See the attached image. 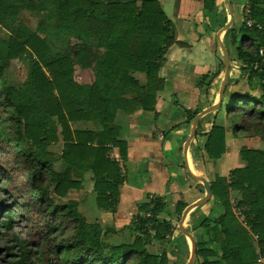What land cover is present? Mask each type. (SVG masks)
I'll list each match as a JSON object with an SVG mask.
<instances>
[{
	"label": "trees",
	"instance_id": "obj_1",
	"mask_svg": "<svg viewBox=\"0 0 264 264\" xmlns=\"http://www.w3.org/2000/svg\"><path fill=\"white\" fill-rule=\"evenodd\" d=\"M208 1L204 0L205 8H211ZM25 9L40 13L34 30L19 16ZM246 9L254 25L239 28L242 39L236 52L263 92L257 98L235 96L228 112L234 133L257 134L264 140V0H248ZM0 27L7 34L0 41V61L18 59L26 64L19 88L2 82L0 106L14 125L2 133L23 179L39 240L52 245L48 257L41 258L43 264H166L164 253L146 248L150 229L157 240L170 232L168 221L156 219L164 206L160 197L151 196L139 206L149 216L135 215L133 241L118 244L104 241L101 226L86 221L75 200L62 199L69 189L81 188V173L90 171L98 205L115 203L123 178L121 166L108 157L106 144L116 145L122 158L126 144L115 139L108 124L116 108L139 104L154 109L156 92L163 85L157 71L165 48L174 42L171 22L158 0H0ZM255 64L260 70L253 69ZM75 67L89 68L92 81L77 82ZM133 71L143 74V84L131 76ZM81 120L102 125L99 145H93L92 131L71 129L70 121ZM222 132L216 127L209 135V158L223 152V141L216 148L214 139ZM59 140L62 150L56 155L49 147ZM241 154L246 166L210 182L223 212L212 220L213 225L204 219L200 226L208 231L209 241L218 244L219 254L201 264H256L264 259V150L247 149ZM57 160L62 161L61 170L55 167ZM229 189L240 193L238 218L231 209ZM3 207L0 202V226H10L14 212L8 206L2 213ZM243 225L256 235L255 242ZM197 248L196 254H215L203 244Z\"/></svg>",
	"mask_w": 264,
	"mask_h": 264
},
{
	"label": "crops",
	"instance_id": "obj_2",
	"mask_svg": "<svg viewBox=\"0 0 264 264\" xmlns=\"http://www.w3.org/2000/svg\"><path fill=\"white\" fill-rule=\"evenodd\" d=\"M158 3L171 22L174 42L165 48L157 71V75L163 79V85L156 92L154 109L146 110L139 104L116 108L108 124L115 139L126 144L124 158L116 145L106 144L107 155L121 166L123 178L117 187L115 203L111 207L98 205L90 171L81 173V188L69 189L62 199L75 200L77 209L86 221L101 226L104 241L118 244L133 241L136 232L131 222L135 215L149 216L148 212L139 211V206L149 202L151 196L160 197L164 206L156 214V219L168 221L170 232L164 239L157 240L150 229L151 238L146 248L157 255L164 253L166 264H174L178 258L176 252L179 251L182 264H187L191 241L180 231L178 223L183 210L202 198L205 190L200 181L188 174L185 163L193 174L202 176L210 183L216 176L227 177L234 168L246 166L241 154L244 150H264V140L260 135L233 132V120L228 112L235 96L257 98L263 91L251 70L243 68V62L236 52V46L242 39L239 28L246 25L249 18L246 9L248 0H211L208 1L211 8H205L204 0H158ZM166 8L170 15L166 13ZM229 20V27L222 30ZM243 44L247 45L248 41ZM222 46L227 53L229 69L220 105L196 121L195 135L188 141L184 153L183 147L189 137L193 117L218 101L225 75ZM253 69L260 70L257 64ZM87 71L89 68L75 67L74 79L79 83L91 82L92 77ZM75 73L81 76V81L75 78ZM130 74L140 84L144 83L143 74L136 71ZM69 125L73 130L92 131L95 134L93 145H99L102 125L98 121H70ZM216 127L223 129L214 138L216 148L223 141V152L217 158H209L206 145ZM58 142L60 150L57 155L62 150V143L60 140ZM58 164L61 165L62 161L57 160L55 165ZM228 199L233 214L238 218L240 208L236 202L240 199V193L229 189ZM215 209L217 212H214ZM222 212L223 206L213 195L208 201L187 210L183 225L193 237L196 250L197 244H203L215 253L212 256L196 254L193 264L217 258L219 246L209 241L208 231L200 224L208 219L213 225L212 220ZM243 226L255 242L256 235L248 226ZM256 264H264V259L259 258Z\"/></svg>",
	"mask_w": 264,
	"mask_h": 264
},
{
	"label": "rangeland",
	"instance_id": "obj_3",
	"mask_svg": "<svg viewBox=\"0 0 264 264\" xmlns=\"http://www.w3.org/2000/svg\"><path fill=\"white\" fill-rule=\"evenodd\" d=\"M166 13L170 15L168 8H166ZM19 16L30 29L37 28L40 13L25 9ZM6 36V31L0 27V41L4 40ZM0 68V89L2 82L6 86L19 88L26 76V64L18 59H4L0 61ZM83 75L86 76V74ZM75 78L81 81L79 74L75 73ZM8 118V113L0 106V202L4 205L2 213L6 212L4 209L9 208L8 206H11L10 210L14 212L11 216V225L6 223L2 227L0 226V264H43L42 260L49 255L46 251H50L52 245L49 242L39 240L36 232V222L32 219L34 211L26 203L23 179L13 165L11 149L2 133L4 128L8 131L14 127ZM49 150L57 155L60 150V142L50 145ZM55 167L62 169L63 166L58 164ZM79 209L88 220L91 219L81 207ZM214 212L217 210L215 209ZM176 253L178 258L174 264H182L180 252ZM63 264H67V262Z\"/></svg>",
	"mask_w": 264,
	"mask_h": 264
},
{
	"label": "water",
	"instance_id": "obj_4",
	"mask_svg": "<svg viewBox=\"0 0 264 264\" xmlns=\"http://www.w3.org/2000/svg\"><path fill=\"white\" fill-rule=\"evenodd\" d=\"M229 5V4H228ZM230 17H232V13H231V10H230ZM230 25V20L226 23V25L224 26V28L222 30H226ZM222 49H223V53H224V63H225V75H224V79H223V83L221 84L220 86V90H219V95H218V101L216 104H213L211 106H209L208 108H205L203 109L202 111H200L199 113H197L193 119H192V122H191V130H190V134H189V137L186 141V144H184V153L186 152V149H187V143L190 139H192L195 135V131H196V121L206 112L214 109V108H217L219 105H220V102H221V96H222V93H223V89H224V85H225V82H226V79H227V73H228V69H229V61H228V57H227V53L225 52V49L223 48L222 46ZM185 166H186V170L188 172V174L194 179V180H197V181H200L203 185V188L205 190V194L202 198H200L199 200L195 201L194 203L188 205L182 212V215H181V218H180V221L178 223V228L180 229V231L185 234L186 236L189 237L190 241H191V254H190V258L187 262V264H193L194 263V259H195V255H196V248H195V242L193 240V237L191 236V234L186 230L185 226L183 225V219L185 217V214L187 212V210L192 207V206H196V205H199V204H202L206 201H208L212 195V190H211V185L210 183L205 179L203 178L202 176H197L195 174H193L189 168L187 167V164L185 163Z\"/></svg>",
	"mask_w": 264,
	"mask_h": 264
},
{
	"label": "built area",
	"instance_id": "obj_5",
	"mask_svg": "<svg viewBox=\"0 0 264 264\" xmlns=\"http://www.w3.org/2000/svg\"><path fill=\"white\" fill-rule=\"evenodd\" d=\"M246 25L247 26H252V21L249 18H247V20H246ZM257 27H260V26L257 25ZM258 53H259L260 56H263V49H262V47L259 48Z\"/></svg>",
	"mask_w": 264,
	"mask_h": 264
}]
</instances>
